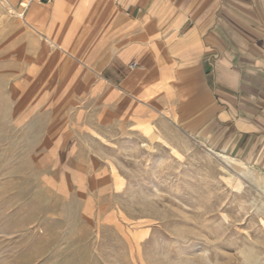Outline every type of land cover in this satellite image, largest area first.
<instances>
[{
	"label": "rangeland",
	"instance_id": "obj_1",
	"mask_svg": "<svg viewBox=\"0 0 264 264\" xmlns=\"http://www.w3.org/2000/svg\"><path fill=\"white\" fill-rule=\"evenodd\" d=\"M19 12L0 3V264H264V170L134 127L128 106L47 95ZM64 120L87 126L68 140L48 128Z\"/></svg>",
	"mask_w": 264,
	"mask_h": 264
},
{
	"label": "crops",
	"instance_id": "obj_2",
	"mask_svg": "<svg viewBox=\"0 0 264 264\" xmlns=\"http://www.w3.org/2000/svg\"><path fill=\"white\" fill-rule=\"evenodd\" d=\"M7 4L20 9L26 75L49 81L47 95L81 112L90 99L128 106L134 127L165 122L264 170V0ZM83 125L51 123L49 136L70 140Z\"/></svg>",
	"mask_w": 264,
	"mask_h": 264
},
{
	"label": "bare ground",
	"instance_id": "obj_3",
	"mask_svg": "<svg viewBox=\"0 0 264 264\" xmlns=\"http://www.w3.org/2000/svg\"><path fill=\"white\" fill-rule=\"evenodd\" d=\"M72 128V127H71ZM222 158H223V161L225 162V164L227 165V166H231L232 165V159L230 158V157H228V156H223L222 155ZM252 173V175H254V173L252 172V171H250V170H248V173ZM255 176V175H254ZM256 178V180H257V183H263L264 184V177L263 176H256L255 177Z\"/></svg>",
	"mask_w": 264,
	"mask_h": 264
},
{
	"label": "built area",
	"instance_id": "obj_4",
	"mask_svg": "<svg viewBox=\"0 0 264 264\" xmlns=\"http://www.w3.org/2000/svg\"><path fill=\"white\" fill-rule=\"evenodd\" d=\"M4 1H5V0H0V3H1V2H4Z\"/></svg>",
	"mask_w": 264,
	"mask_h": 264
}]
</instances>
